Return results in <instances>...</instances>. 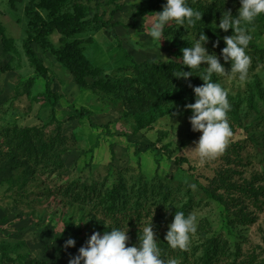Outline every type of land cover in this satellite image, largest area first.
Instances as JSON below:
<instances>
[{
    "label": "rangeland",
    "instance_id": "1",
    "mask_svg": "<svg viewBox=\"0 0 264 264\" xmlns=\"http://www.w3.org/2000/svg\"><path fill=\"white\" fill-rule=\"evenodd\" d=\"M28 1L16 2L11 7L8 0H0V24L18 53L16 56L4 52L0 41V133L13 126L40 127L48 138L58 133L56 123L50 122V108H43L42 100L35 102L25 95L28 79L33 82L30 97L44 91V80L35 74L23 49L28 29L24 9ZM154 4V0H68L59 14L72 13L76 6H83L87 19L97 14L113 26L90 27L70 37L53 32L47 37L54 50L73 40L84 41L85 57L101 70L97 77L86 78L89 84L96 80L133 78V70L123 68L139 65L143 71L145 61H152L162 69L170 68L171 71L163 73L166 87L181 92L186 103L151 110L155 119L142 129L135 120L142 118V114L137 116L111 95L81 89L49 50L42 51L33 44L49 69L52 91L61 96L55 115L63 122L60 133L67 138V148L61 157L64 163L61 174H29L13 161L0 135V246L9 248L10 257L21 256L35 262L32 264H69V259L78 255L94 232L103 234L112 227H121L124 224L120 223L121 218L114 216L110 221L100 212L101 206L93 210L91 205L76 202V196L62 197L56 193L59 187L71 185L74 193L84 198L92 187L105 189L121 178L128 187L138 182L143 188L147 185V195L149 187L156 183L164 191H170L179 205L191 201L188 214L197 216V228L202 227L208 235L221 236L227 244V255L220 257L217 264H264V52H260L264 51V16L249 26L252 40L246 51L252 63L247 80L241 83L237 78L213 77L229 92L228 119L233 136L222 155L201 164L198 156L188 149L195 147L202 133L192 131L191 111L185 106L195 103L193 87L203 81L198 76L187 81L173 80L169 74L182 67L181 49L190 46L189 41L198 33L196 27L210 30L206 47L209 54L215 52L220 56L226 46L223 37L232 35V29L225 33L218 28L222 12L230 10L237 16L240 0H189V6L203 13L202 22L187 29L170 24L164 35L172 40L162 41L160 50L149 35L154 13L161 12L152 8ZM116 7L119 10L114 13ZM38 12L46 18L47 12ZM218 39L219 46L214 48ZM220 62L230 71V62L225 64L222 58ZM6 68L10 71L5 72ZM183 70L190 71L187 67ZM81 108L91 111L90 120L95 127L89 125L88 119L69 120ZM165 146L171 151L170 158L161 150ZM177 158L186 162L177 165L174 162ZM219 176L235 186L249 187L253 202L236 189L230 194L215 191L227 206L208 198L203 188L211 186L212 180H219ZM193 184L195 189L191 188ZM150 209L149 213L155 215L152 205ZM150 221L145 218L138 229L141 231ZM127 228L130 241L132 229ZM68 239L76 243L65 249ZM197 239L198 236L192 237L195 243ZM0 264L11 263L4 262L0 253ZM12 264L27 263L17 259Z\"/></svg>",
    "mask_w": 264,
    "mask_h": 264
},
{
    "label": "trees",
    "instance_id": "2",
    "mask_svg": "<svg viewBox=\"0 0 264 264\" xmlns=\"http://www.w3.org/2000/svg\"><path fill=\"white\" fill-rule=\"evenodd\" d=\"M8 1L13 7L14 3H20L22 0ZM36 1L29 0L28 5L24 9L28 29L26 38L23 41V49L35 74L44 80V91L35 97H30L29 89L32 87L33 82L32 79H28L25 83V95L35 102L42 100L41 106L50 108V122L56 123L58 133L47 138L40 127L17 128L16 126L11 129H4L0 133L6 148L10 150L13 161L17 165L25 167L24 170L29 172V174H61L64 170V163L61 157L67 148V138L60 133L63 122L57 120L55 115L56 106L61 96L52 91V79L49 69L44 66L42 59L36 54L33 44L40 47L42 51L49 50L57 61L70 72L75 83L81 89L92 93L101 92L111 95L123 101L133 113H137V116L142 114V118H135L139 129H142L146 123L154 121L155 115L150 114L151 110H155L158 107L186 103V99L181 92L176 89L170 91V88L166 87L163 73L171 71L170 68L162 69L153 65L152 61L143 63L145 65L143 71H140L139 65L131 67L126 65L123 71L132 69V72L135 73L133 78L124 77L121 80L116 79L105 82L96 80L90 84L87 83V77H97L101 70L93 66L85 57L84 41L73 40L67 42L63 48L54 50L47 37L53 32H57L62 37H70L74 34L82 33L90 27L96 26L109 29L113 24L97 14L87 19L83 6H76L72 13L59 14L60 8L68 0H38V3ZM154 1L155 4L152 8L162 11L166 0ZM38 10L47 12L46 18H43ZM118 10L119 7H116L113 12L116 13ZM196 28L197 32L204 31L205 35L210 34V30L206 27ZM0 41L4 52L18 55L13 47L12 40L5 36L1 24ZM260 52L264 51L261 50ZM6 71H10V68H6ZM144 75L147 76V79L143 78ZM169 77L175 80L172 72ZM171 82L174 83L173 81ZM91 114L90 110L81 108L79 113L69 117V120L88 119L89 125L95 127L96 125L90 120ZM145 118L148 119L145 120ZM161 150L170 158L171 151L167 146L161 148ZM174 162L181 166L186 161L184 158H177L174 159ZM139 183L131 184L128 187L124 180L117 178L116 182L105 189H102L103 187L101 189L92 187L91 191L84 195V198L81 194L74 193L75 190L71 185L64 188L59 187L56 193L62 197L76 196L74 197L76 202L91 205L93 210H98V207L101 206L103 211L100 212L110 221L114 219V216H119L121 218L120 223H124V226H120L125 227L127 224V227L132 229L129 231L132 232V237L127 246L139 245L140 229L138 227L143 225L145 218H150L151 221H154V223L152 222L153 231L159 243L158 246L161 248V258L165 260L166 264L169 259H177L179 264H217L220 257L227 253V244L221 236L208 235V232L202 227H198L197 232L193 235L198 236L197 243L191 240L187 251L174 250L167 245L165 235L168 231V226L173 222L175 212L183 211L185 215H188L191 201L179 205L171 198L170 191H164L162 186L156 185V183L149 187L150 195H147V185H144L143 188ZM83 189L85 190V187ZM233 189L239 190L243 196L253 202V193L249 187L235 186L230 182H226L222 176H219L217 181L212 180L211 186L204 187L203 193L208 198H213L227 206V202L215 191L221 190L230 194ZM151 205L154 208L153 212L155 215L149 213ZM0 253L2 260L6 263H15L17 259H22L27 264L35 263L34 261H27L26 258L21 256L17 258L10 257L7 246H0Z\"/></svg>",
    "mask_w": 264,
    "mask_h": 264
},
{
    "label": "clouds",
    "instance_id": "3",
    "mask_svg": "<svg viewBox=\"0 0 264 264\" xmlns=\"http://www.w3.org/2000/svg\"><path fill=\"white\" fill-rule=\"evenodd\" d=\"M240 4L237 16H233L230 10L222 12L218 28L225 33L232 29V35L223 37L226 46L221 49L219 57L215 52L209 54L206 47L209 38L204 31H200L189 41V47L181 49L182 67L172 71L177 79L187 81L190 77L198 76L203 81L202 85L193 87L195 103L185 106L186 110L191 111L189 122L192 131L202 133L195 142V147L188 149L198 156L201 164L222 155L233 136L228 119L231 110L229 92L221 83L215 82L213 77L237 78L241 83L247 80L252 63V58L246 51L252 40L249 26L264 16V0H240ZM202 16L201 11L189 6V0H166L163 10L154 13L149 28L152 43L160 50L162 41L172 40L165 38L166 27L174 24L177 29L181 26L185 29L195 28L202 22ZM218 46L219 39L213 44L214 48ZM221 58L225 64L230 62V71H226L220 62ZM184 67L190 71H184ZM175 133L176 130L173 133L176 141ZM191 188L195 189L196 185H191ZM197 225L195 214L185 215L183 211H176L165 235L167 245L174 250L187 251L193 235L197 232ZM128 242L127 224L124 228L112 227L111 231L103 234L94 232L86 246L79 249L78 255L69 259V264H166L161 258V248L158 246L152 221L141 229L138 246H127ZM75 243L74 239H68L64 247H74ZM167 264L179 262L177 259H169Z\"/></svg>",
    "mask_w": 264,
    "mask_h": 264
}]
</instances>
